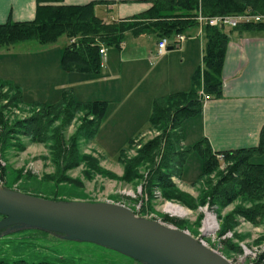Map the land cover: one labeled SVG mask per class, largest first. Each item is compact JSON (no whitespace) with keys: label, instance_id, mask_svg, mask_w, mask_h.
Listing matches in <instances>:
<instances>
[{"label":"trees","instance_id":"obj_1","mask_svg":"<svg viewBox=\"0 0 264 264\" xmlns=\"http://www.w3.org/2000/svg\"><path fill=\"white\" fill-rule=\"evenodd\" d=\"M37 1L38 10L33 21L8 22L0 25V47H11L29 41L50 45L66 36L71 42L64 50L61 60L62 69L67 73L92 75H99L102 69L100 44L120 50L127 33L139 37L149 32L156 33L159 40L170 39L196 27L199 12L207 17L246 12L264 15V0H156L149 11L133 20L106 24L96 16L95 3L85 6H64L61 4L63 0ZM147 21H150L149 24L146 23ZM235 30L241 33L264 31V22L243 25ZM204 34L206 38L204 68L196 71L193 78L194 87L188 92L176 93L153 102L149 128L159 131L160 135L142 146L136 158L124 162L123 178L127 182H132L138 178L136 170L143 165H149L151 169L146 182L150 188L147 194L153 195L159 191L165 200L184 201L183 194L176 190L171 179L173 173L182 178L186 160L194 151L201 156L203 162L200 177L219 174L216 186L211 191V197L222 201L221 204L224 206L237 201L250 205L251 208L242 211L241 215L252 224H261L264 221V163L260 158L264 157V127L259 145L255 148L215 153L206 140L192 147L180 148L183 142L181 125L184 121L202 113L204 100L200 94L201 87L204 94L210 98H219L222 95V70L229 36L224 30L213 27H205ZM71 39L75 41L72 42ZM3 83L15 91V100L24 103L18 86L7 81ZM31 105L36 106L39 111L13 127L8 125L3 116H0V154L9 139L18 136L21 131L32 143H53L52 151L59 155L60 174H65L81 163H89L94 173H105L92 159L87 157L81 160L75 159L76 146L66 149L60 133L75 115L85 112L87 116L93 117V120L85 122L82 129L88 138L95 139L107 112V102L80 103L75 99L73 92L68 90L63 92L57 104L32 103ZM59 120H62L61 128H52L53 123ZM134 142L135 139L131 140L119 155L130 149ZM219 155L222 156V160L218 159ZM223 163H229L226 172H220ZM232 226L233 219L227 218L223 233L230 231ZM25 233L46 234L37 230L21 231L0 238V245L27 240L28 234ZM20 234L25 236L18 239ZM227 247L230 248L231 253H242L239 247L231 243H227ZM3 252L0 251V255ZM4 254L0 256V264H72L71 261L61 257L45 258L31 263L19 254L9 255L7 251ZM131 260L133 264H141ZM263 263L264 254L257 264Z\"/></svg>","mask_w":264,"mask_h":264},{"label":"rangeland","instance_id":"obj_2","mask_svg":"<svg viewBox=\"0 0 264 264\" xmlns=\"http://www.w3.org/2000/svg\"><path fill=\"white\" fill-rule=\"evenodd\" d=\"M63 41L65 37L59 40V44ZM16 46L15 51L23 54L41 50L37 48L39 43L36 41L22 42ZM4 48L6 47H0V55ZM7 75H10V69H4L0 62V116H3L11 127L39 111L31 103L41 101L57 104L60 102L61 98H54L47 92L53 88L50 83L45 85V94L38 96L40 94L34 89L31 81V79L36 80L37 77L32 78L34 74L31 76L29 73L20 75V81L22 82L23 78L26 82H22L25 89L20 87L24 103L18 102L15 100V91L3 83L10 82L5 78ZM13 77L16 79L17 76ZM193 118L183 122L182 132L185 128L190 131V134L193 133ZM90 120H93V117L81 112L64 126L60 134L63 136L66 149L76 146L75 159L81 160L84 157L92 159L105 173H94L89 163H81L65 174H60L59 155L52 151L53 143H32L30 138L20 131L18 136L9 139L0 154V188L4 191L51 201L55 199L63 202L118 204L129 208L138 219L158 221L190 234L199 243L221 254L232 264H257L264 254V221L261 224H252L241 215L242 211L251 208L248 204L237 201L224 206L221 204L222 201L211 197V191L216 186L219 174L213 173L200 177L203 162L197 152L193 151L189 154L181 179L176 174H172L171 180L176 190L183 194L184 201L165 200L159 191L153 195L147 194L150 186L147 185L146 178L149 176L151 166L139 167L136 170L138 178L132 182H127L123 178L124 162L136 158L142 146L159 136L160 132L149 129L144 135L135 139L130 149L119 155V150L124 147L128 133L131 132L117 131L116 126L106 123L101 126L100 133L92 140L82 129L85 122ZM61 122L62 120L53 123L52 128H61ZM180 148L187 147L182 142ZM223 164L220 172H226L228 169L229 163ZM170 205L178 206L188 213L185 216L172 215L166 211V207ZM209 216L214 217L215 228L206 229ZM227 218L233 219V228L224 234L223 229ZM6 234L1 232L0 237ZM25 234H28L26 236L28 239L22 240L23 242L12 241L11 244L0 245V251H4L0 256L7 251L9 255L19 254L31 263L45 258L61 257L71 261L72 264H133L131 259L116 252L92 244L65 241L60 235ZM24 236L20 234L18 239ZM227 243L239 247L242 253H231Z\"/></svg>","mask_w":264,"mask_h":264},{"label":"crops","instance_id":"obj_3","mask_svg":"<svg viewBox=\"0 0 264 264\" xmlns=\"http://www.w3.org/2000/svg\"><path fill=\"white\" fill-rule=\"evenodd\" d=\"M155 1L63 0L61 4L85 6L95 3L96 16L111 24L137 18L149 11ZM37 10V0H0V25L31 22ZM221 29L229 36L222 70V95L204 101L202 113L192 120V134L185 128L182 132L186 147L206 140L215 153L257 147L264 127V31L241 33L235 29ZM180 35L186 41L161 57H156L160 41L156 33L148 32L139 37L127 33L120 50L100 44L106 49L107 56L99 75L67 73L62 69L63 53L71 42L66 36L60 44L61 38L54 44H39L37 48L41 50L31 54L16 52V45L6 47L0 62L4 69H10L6 80L19 88L25 89L22 82H26L23 78L20 81V75L34 74L32 78L37 79L31 81L40 94L38 96L45 94V85L50 83L53 88L47 92L54 98H62L64 91L71 90L80 103L107 102L102 125L111 123L117 131L131 132L127 135L126 147L150 129L153 102L190 91L194 87L196 71L204 68V27L198 24ZM169 40L172 42L174 38ZM200 94H204L202 87ZM260 161L264 163V157Z\"/></svg>","mask_w":264,"mask_h":264},{"label":"water","instance_id":"obj_4","mask_svg":"<svg viewBox=\"0 0 264 264\" xmlns=\"http://www.w3.org/2000/svg\"><path fill=\"white\" fill-rule=\"evenodd\" d=\"M0 216V233H7L0 238L37 230L106 248L141 264H232L190 234L138 219L118 204L51 201L0 188Z\"/></svg>","mask_w":264,"mask_h":264},{"label":"built area","instance_id":"obj_5","mask_svg":"<svg viewBox=\"0 0 264 264\" xmlns=\"http://www.w3.org/2000/svg\"><path fill=\"white\" fill-rule=\"evenodd\" d=\"M197 23L203 27H213V28H231L236 29L243 25L248 24H257L264 22V16L255 14L252 12H246L243 14H232V15H218V16H211L207 17L198 13L197 16ZM170 40L168 38H163L157 45V52L156 57H161L165 55L168 51L169 46H172L173 48H177V46L183 42L186 41V38L184 36H177L174 38V40ZM106 49L104 47L100 48V58L101 62H105L106 60ZM203 100L206 102L210 100V97L202 94ZM218 159L222 160V156H217Z\"/></svg>","mask_w":264,"mask_h":264},{"label":"bare ground","instance_id":"obj_6","mask_svg":"<svg viewBox=\"0 0 264 264\" xmlns=\"http://www.w3.org/2000/svg\"><path fill=\"white\" fill-rule=\"evenodd\" d=\"M166 211L175 216H185L188 212L178 206H167ZM215 228V220L213 216H209L208 223L206 224V229Z\"/></svg>","mask_w":264,"mask_h":264}]
</instances>
